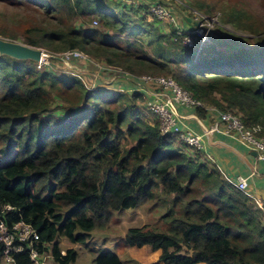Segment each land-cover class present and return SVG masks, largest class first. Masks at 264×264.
Masks as SVG:
<instances>
[{"label":"trees","instance_id":"16d2710c","mask_svg":"<svg viewBox=\"0 0 264 264\" xmlns=\"http://www.w3.org/2000/svg\"><path fill=\"white\" fill-rule=\"evenodd\" d=\"M23 1L41 9L35 11L41 18L22 29L21 42L50 55L77 49L135 76L170 73L203 103L196 107L199 115L205 106L231 110L264 136V39L211 62L205 48L194 60V51L176 46L170 33L149 29L144 11L131 18L141 1ZM224 15L234 23L243 16ZM232 61L243 69L211 67ZM0 155L6 156L0 162V220L29 222L39 236L36 249L47 250L51 264H70L76 256L73 248L60 253L58 237L86 244L90 231L107 228L114 212L146 201L147 209L164 207L165 229L128 227L123 241L157 251L154 264H264L260 208L201 152L176 134L161 133L136 90L87 89L70 72L0 54ZM93 251L91 264H120L108 248ZM13 258L31 264L25 252Z\"/></svg>","mask_w":264,"mask_h":264},{"label":"rangeland","instance_id":"374dc122","mask_svg":"<svg viewBox=\"0 0 264 264\" xmlns=\"http://www.w3.org/2000/svg\"><path fill=\"white\" fill-rule=\"evenodd\" d=\"M119 1L121 4L130 6L136 5L141 1L139 3L141 4L140 9H138L137 14L132 13L133 17L131 18H135L136 15L139 16V14H141L140 10L141 12L144 11V18L147 22L152 23L151 25L147 24L149 29L152 28L157 30L158 27V29L163 30V32L168 34L170 33L168 39L172 38L174 43H176V46L188 48L192 51L194 50L193 46L196 47L200 45V52H203V49L206 48L207 50L204 51V55L205 60L207 61L212 60L211 58L217 55H229L232 51H245L257 44L260 45L263 41L262 39H264L263 34L258 37L259 33L264 32V0H158L169 8V15L174 21H167L164 19L158 20L152 15V13L147 11L149 9V5L154 0H126L127 2L125 0ZM36 10L41 11V9L32 7L23 0H0V36L4 38L12 36L15 37L17 41H20L22 38L20 34L22 29L32 23H37L40 20L41 16L35 12ZM232 11L240 12L243 16L239 20L235 21V23L234 19L233 21L231 20L232 18L230 21H223L222 19L226 18L224 13ZM85 21L87 22L88 19H85ZM133 21L136 20L133 19ZM194 22L196 23L194 24ZM91 23L92 21H90L89 25ZM201 27L203 29H201ZM128 35L129 34L126 33L123 37L127 38L129 37ZM131 35L143 38L142 34ZM184 37L190 38V40H185V44L183 42ZM235 46H240L242 49H236ZM147 51H149V49ZM48 58L49 56L42 59L46 60L47 63L42 64L40 68L45 67L56 73L68 72L65 67L52 65V60ZM232 62L234 63L226 62L225 64L227 65H224V63L214 64L211 67H214L215 69H227L229 68V65L232 64L233 68H238L240 67V64H242L237 63L236 61ZM172 68H174L173 65ZM240 68L243 69L242 67ZM142 74L163 76L171 75L170 73L146 72L139 75ZM84 78L83 80L87 85H97L94 79L86 81ZM5 158L6 156L0 155V162ZM150 203L151 201H146L136 207L126 208L121 211L114 212L108 221L107 228H94L90 231V235L87 239L88 243L93 241L92 243L95 242L97 245L98 241H101L104 236H117L121 232L123 233V231L128 227H140L143 224L165 229V224L162 222V219H160V216L164 211V207L154 206L147 209V206H149ZM101 231L106 232L107 234ZM58 241V247L61 249H64L66 243H68L63 237H58ZM80 245L81 246H77L74 249L77 248V253H80L81 251L83 252L76 257L74 264H91L93 253L91 254L89 248L87 247L89 244L87 246H82V244ZM0 264L6 263L0 260Z\"/></svg>","mask_w":264,"mask_h":264},{"label":"built area","instance_id":"2783aa9c","mask_svg":"<svg viewBox=\"0 0 264 264\" xmlns=\"http://www.w3.org/2000/svg\"><path fill=\"white\" fill-rule=\"evenodd\" d=\"M148 12L152 13L158 20L164 19L167 21H174L169 15V8L161 1H152L149 5ZM201 29L203 28L201 27ZM185 40H190V38L184 37V44ZM199 46H193L194 60L201 51ZM51 55L62 62L74 60L92 65L94 68L93 77H97L98 75L105 76L107 74L111 77H119L125 80L124 82L126 83H132L135 86L133 88L140 92V97L145 108L157 119L161 133L176 134L178 138L190 148L201 152L205 160H212V157L202 149L200 135L194 133L190 129H184L180 126V115L177 110L178 105L195 108L204 105L200 100L193 97L187 89L183 88L173 77L149 74L135 76L115 66L93 59L77 49H68ZM42 59L43 57L35 61V66L37 68L47 63L46 60ZM72 74L79 78L87 89L94 88V86L87 85L80 74L75 72H72ZM115 89L124 90L126 88L117 86ZM205 108H207V106H205ZM210 108L218 111L219 119L218 122L215 121L209 128L205 129L206 133L217 130L233 136L245 144L249 149L254 150L257 158L264 161V136H258L254 133V130L257 129L256 127L248 128L245 126L240 115L231 110L222 111L212 106H210ZM225 179L233 184L239 191L253 199L257 207H261V201L258 198H254L248 191L245 176L238 174L234 179L228 177H225ZM3 207L8 208L9 205L4 204ZM38 238L39 236L36 229L29 222L19 219L12 222L10 225H6L0 220V242L2 245L0 260L4 261L6 264H16L13 253L25 252L31 264H51L52 260L49 252L47 250L38 251L36 249L35 242ZM60 253L63 254L64 250L60 249Z\"/></svg>","mask_w":264,"mask_h":264},{"label":"crops","instance_id":"0c3cea01","mask_svg":"<svg viewBox=\"0 0 264 264\" xmlns=\"http://www.w3.org/2000/svg\"><path fill=\"white\" fill-rule=\"evenodd\" d=\"M51 64L57 67H65L70 73L75 72L81 74L85 77L81 76V78L83 77L86 81L94 79L97 84L94 87L114 89L117 86H122L128 90H135L133 84L130 85L119 77H111L107 74L105 76L98 75L97 77H93V66L82 61L71 60L62 62L56 60L55 63ZM177 110L180 115V126L200 135L203 151L212 157V160H208V162L214 164L223 176L230 179H234L238 174L246 177L248 191L254 198H258L261 201V207L259 208L263 213L261 219L264 222V161L257 158L254 150L249 149L233 136L217 130L208 133L205 132V129L209 128L215 121L218 122V111L216 109L207 107L203 115H199L195 107L185 105H178ZM123 234L124 231L117 236H104L101 241H98L97 245L95 242L92 243L93 241L91 242L92 245L88 241L83 245L87 246L89 244L87 247L91 254L94 252L93 249L98 247L112 250L117 255L120 264H154L157 251L151 252L149 250L147 251V248L144 246L137 247L126 244L123 241ZM66 241L68 243H66L65 248L81 246L80 244ZM58 243L59 241L57 240V245ZM80 253L76 252V256L70 264H74L76 257Z\"/></svg>","mask_w":264,"mask_h":264},{"label":"water","instance_id":"95a60500","mask_svg":"<svg viewBox=\"0 0 264 264\" xmlns=\"http://www.w3.org/2000/svg\"><path fill=\"white\" fill-rule=\"evenodd\" d=\"M196 22H194L195 24ZM0 54H6L16 59L39 60L41 57L51 56L41 48L29 46L21 41L7 39L0 36Z\"/></svg>","mask_w":264,"mask_h":264},{"label":"clouds","instance_id":"9594fccd","mask_svg":"<svg viewBox=\"0 0 264 264\" xmlns=\"http://www.w3.org/2000/svg\"><path fill=\"white\" fill-rule=\"evenodd\" d=\"M77 244H79V243H77ZM83 245V244H82ZM69 248H73V247H69ZM60 249V248H59ZM66 249V248H65ZM65 249H63V250H65ZM74 249V248H73Z\"/></svg>","mask_w":264,"mask_h":264}]
</instances>
